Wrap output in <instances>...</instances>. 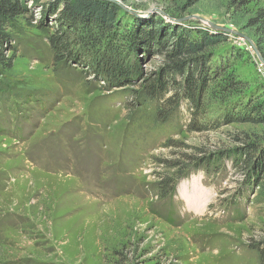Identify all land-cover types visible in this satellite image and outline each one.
I'll return each instance as SVG.
<instances>
[{"label":"rangeland","instance_id":"rangeland-1","mask_svg":"<svg viewBox=\"0 0 264 264\" xmlns=\"http://www.w3.org/2000/svg\"><path fill=\"white\" fill-rule=\"evenodd\" d=\"M22 1L14 49L4 45L10 66L0 64V264H258L264 204L224 157L264 139V124L233 121L244 94L264 98V65L248 42L226 33L203 51L221 74L197 113L181 91L162 123L156 103L137 104L133 91L165 65L179 33L217 31L206 21L255 40L264 0L240 9L228 0H92L113 8V35L125 37L115 41L126 71L116 86L94 73L80 43L55 60L48 36L60 4ZM224 75L236 87L214 92ZM181 168L187 178L161 196L158 183Z\"/></svg>","mask_w":264,"mask_h":264},{"label":"trees","instance_id":"trees-1","mask_svg":"<svg viewBox=\"0 0 264 264\" xmlns=\"http://www.w3.org/2000/svg\"><path fill=\"white\" fill-rule=\"evenodd\" d=\"M189 4L194 5L199 0H187ZM256 0H228V5L232 9H240ZM57 5L60 4L59 22L57 30L48 36L50 46L52 48L55 60L62 62L73 54L71 48L79 44L81 48L92 54L89 65L94 73L103 78L109 86L120 85L121 81L118 77H123L126 71L122 68L120 52L118 51L115 41L118 40L121 45L125 39L119 35L117 38L115 30L112 29V20L115 11L108 10L106 5L92 0H54ZM26 4L22 0H0V64L6 68L10 66L9 59H5L4 45H8V50H13L11 46L12 33L20 30L18 20L26 11ZM264 15L253 18L255 24H259L260 28L255 33V43L260 55L264 59ZM62 25L69 28L81 27L85 29L82 35L69 30L62 29ZM97 29L99 33H95ZM100 31H105L107 36L103 38ZM103 38V39H102ZM227 35L222 31H183L178 34L173 42V49L166 52L165 65L160 70L153 73V79L147 78L141 85V89L133 91L135 101L139 105H143L149 101L155 102L154 117L166 123L171 119L174 111L179 106V97L182 91L184 96L190 103L193 111L197 113L203 101V94L206 90L207 82L220 76V72L213 69L211 72L206 67L207 58H205L204 50L214 47L226 41ZM105 42V43H104ZM85 46V47H83ZM214 73V74H213ZM213 74V75H212ZM215 75V76H214ZM225 79L218 82L214 92H232L236 87L234 78L230 75H224ZM180 88V90H179ZM264 89V86L261 87ZM175 91L174 96H168V91ZM3 91L0 90V95ZM242 108L234 116L233 121L240 123H250L253 125L264 124V98H252L249 94L243 95ZM230 116L226 117L229 121ZM195 122L192 121L193 127ZM224 157L230 158L233 169H239L243 172V185L252 193V201L256 204H264V139L260 138L256 141L242 142L241 146L229 149L224 152ZM208 159V158H207ZM201 159L197 166H202ZM207 161V160H206ZM209 165V161L207 163ZM178 165V164H177ZM177 165H173L176 167ZM204 165V166H208ZM208 169L207 167H203ZM190 170L184 171L178 169L173 177L162 179L158 183V191L160 195L174 193L177 191V184L180 179L187 178ZM243 186V188H245ZM180 202V201H179ZM256 251L259 254L258 264H264V242L256 245Z\"/></svg>","mask_w":264,"mask_h":264},{"label":"water","instance_id":"water-1","mask_svg":"<svg viewBox=\"0 0 264 264\" xmlns=\"http://www.w3.org/2000/svg\"><path fill=\"white\" fill-rule=\"evenodd\" d=\"M206 21V20H205ZM207 24L212 27L213 29H216L218 31H222V32H225V33H232L236 36H238L239 38L245 40L248 42V44L250 45V47L252 48V50L254 51L255 55L257 56L258 60L264 65V59L262 58V56L260 55L255 43L253 42L252 39H250L248 36L242 34L241 32L239 31H235V30H232L230 28H225V27H220V26H217L209 21H206Z\"/></svg>","mask_w":264,"mask_h":264}]
</instances>
